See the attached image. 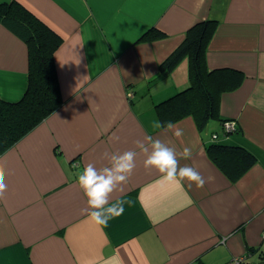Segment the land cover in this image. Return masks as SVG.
Segmentation results:
<instances>
[{
    "label": "crops",
    "instance_id": "1",
    "mask_svg": "<svg viewBox=\"0 0 264 264\" xmlns=\"http://www.w3.org/2000/svg\"><path fill=\"white\" fill-rule=\"evenodd\" d=\"M19 1L63 38L54 54L63 103L0 154L7 185L0 264H225L247 251L254 261L264 257V0ZM199 19L215 23L208 66L240 70L243 79L221 94V118L202 128L191 115L172 122L183 130L177 138L175 129L153 127L160 122L154 103L189 82L188 57L164 76L159 68ZM28 68L26 42L0 24L1 97L22 95ZM222 120L238 129L226 132ZM147 136L174 148L204 187L145 169L136 141ZM213 140L241 144L257 161L232 181L206 151ZM129 150L138 153L136 168L110 201L122 202L124 213L99 226L84 211L78 176L89 163L109 166L105 153Z\"/></svg>",
    "mask_w": 264,
    "mask_h": 264
},
{
    "label": "trees",
    "instance_id": "2",
    "mask_svg": "<svg viewBox=\"0 0 264 264\" xmlns=\"http://www.w3.org/2000/svg\"><path fill=\"white\" fill-rule=\"evenodd\" d=\"M0 24L26 42L29 64L28 82L22 95L15 100L0 96L1 154L62 105L54 54L63 38L19 0L0 3ZM214 24L212 19L195 22L187 29L181 43L160 63V76L168 74L184 56L188 57L189 65V82L154 103L162 125L191 115L202 128L209 119L221 118V94L241 84L243 73L240 70L211 68L207 64L206 48ZM152 31L155 30L145 31L144 36ZM237 129L236 126L225 131ZM206 151L232 181L238 180L257 161L254 152L238 143L213 140L206 145Z\"/></svg>",
    "mask_w": 264,
    "mask_h": 264
},
{
    "label": "clouds",
    "instance_id": "3",
    "mask_svg": "<svg viewBox=\"0 0 264 264\" xmlns=\"http://www.w3.org/2000/svg\"><path fill=\"white\" fill-rule=\"evenodd\" d=\"M154 128L166 127L172 131L174 136H183V130L169 122L162 125L159 121L154 122ZM136 147L146 155L144 160L145 169H156L162 174L163 179L169 183H181L187 180L195 184L197 188H203L206 181L201 173L194 167L180 165L177 152L174 148L159 139L147 136L144 141H136ZM138 153L134 150L121 153H113L105 158L109 160V166L97 168L95 164L89 163L82 174L78 176V183L87 197V208L84 211L90 219L99 226L107 227L109 221L124 213L122 202L110 203L115 192L122 191L123 186L128 182L136 168V157ZM185 159L191 157V149L185 147L182 153ZM7 185L3 173H0V201L5 200ZM110 264V261H106Z\"/></svg>",
    "mask_w": 264,
    "mask_h": 264
},
{
    "label": "built area",
    "instance_id": "4",
    "mask_svg": "<svg viewBox=\"0 0 264 264\" xmlns=\"http://www.w3.org/2000/svg\"><path fill=\"white\" fill-rule=\"evenodd\" d=\"M223 126L227 129H230L236 127L237 125L233 122L226 121L224 122ZM213 137L216 138L217 134H213ZM190 264H198V263L192 262ZM225 264H264V257L260 258L258 261H254L251 259L250 251H247L242 255L234 256L229 262Z\"/></svg>",
    "mask_w": 264,
    "mask_h": 264
},
{
    "label": "water",
    "instance_id": "5",
    "mask_svg": "<svg viewBox=\"0 0 264 264\" xmlns=\"http://www.w3.org/2000/svg\"><path fill=\"white\" fill-rule=\"evenodd\" d=\"M199 20H201V19H199Z\"/></svg>",
    "mask_w": 264,
    "mask_h": 264
}]
</instances>
